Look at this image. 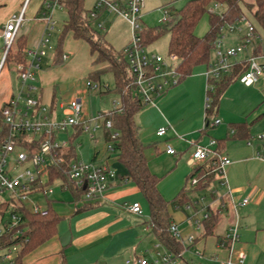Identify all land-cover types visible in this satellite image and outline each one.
I'll list each match as a JSON object with an SVG mask.
<instances>
[{
    "label": "crops",
    "instance_id": "crops-1",
    "mask_svg": "<svg viewBox=\"0 0 264 264\" xmlns=\"http://www.w3.org/2000/svg\"><path fill=\"white\" fill-rule=\"evenodd\" d=\"M24 6L25 19L19 35L26 39V50L38 47L42 38L51 35L60 22L58 32H63L68 14L60 4L47 9L44 0H0V34L10 17ZM49 13L50 26L46 20ZM112 17L110 13H99L98 24H102L103 30H112L124 20L115 17L112 22ZM195 33L204 35L196 29ZM128 40L129 30L122 48ZM239 41L240 34L233 32L227 45ZM260 45L264 47L263 38ZM61 50L63 57L59 62L56 61L58 45L43 66L44 56L41 57L32 91L51 119L66 117L67 105L73 98L82 100L83 114L89 117L90 108L92 112L95 110L92 93L97 95L98 114L119 106V96L109 102L103 96L112 92L108 82H103L101 77L90 79L91 72L107 65L94 62L95 55L85 40L75 38L68 31ZM251 55L249 47L238 59L246 60ZM213 57L212 51L210 60ZM206 69L207 64L196 66L189 76L155 97L152 103H146L135 115L139 137L146 145L149 168L159 177L161 195L172 201L184 190V202H172L168 206L172 223L179 231L175 237L183 250L174 255L161 244L150 222L146 197L134 182L123 177L127 170L118 152L108 148L104 137L103 142L95 144L92 156V161L105 164L115 172L103 197L96 201L75 200L71 190L63 189L58 181L51 182L53 192L42 195L45 207H51L60 217L56 232L26 253L20 264H138L137 259L144 257L151 262L158 253L174 255L172 262L161 264H225L230 257L232 264H264V71L250 86L239 80L230 83L216 111L207 115ZM87 80L99 83V89H87ZM21 85L15 64L10 63L0 72V107L19 92ZM216 119L220 123L213 125ZM242 124L246 127L240 129V135L238 131L234 134V127ZM162 126L167 127V133L159 136L157 130ZM76 130V126L71 128L68 136ZM211 140L216 141L213 148L231 159V163L197 187L188 176L204 162H194L192 153L196 144L208 145ZM167 144L174 147L176 154L166 151ZM244 198L249 202L242 205ZM135 202L140 203L141 214L126 208ZM206 215L214 219L211 229L206 224ZM235 224L239 239L231 253L222 240ZM239 251L245 253L243 263L237 261Z\"/></svg>",
    "mask_w": 264,
    "mask_h": 264
},
{
    "label": "built area",
    "instance_id": "built-area-1",
    "mask_svg": "<svg viewBox=\"0 0 264 264\" xmlns=\"http://www.w3.org/2000/svg\"><path fill=\"white\" fill-rule=\"evenodd\" d=\"M146 0H97L89 15L93 19L99 17V13H116L126 19L132 28V41L130 45L124 48L128 69L134 78L136 91L143 102L152 103L154 98L163 94L168 88L175 85L179 81L176 73L177 58L171 55L173 65L169 66L161 55L148 52L141 36L143 29L141 9ZM59 5L58 0L45 2L47 9L54 8ZM222 3L213 1L207 8L211 14L223 15V11H219ZM25 6L18 14H14L5 23L0 34V72L7 66V55L13 47L17 34L25 19ZM165 16L162 23L170 22L171 15L168 7H163ZM48 25L52 24L51 14L46 15ZM245 22V26L240 24ZM99 28H103L102 24H98ZM53 27V26H52ZM227 28L231 32L240 34V41L234 45H226L222 34ZM244 29V31L242 30ZM262 33L256 25L252 23L246 14H242L232 23H227L220 28L218 37L213 42L212 51L214 57L207 63L206 78L208 92L213 89V82L219 81L226 74L230 73L233 67L243 60H239L238 56L248 49L252 48V55L246 59L248 68L238 78L244 85L250 86L256 83L264 71V47L260 45ZM49 45V35L42 38L40 44L36 48L26 50V62H18L15 64L16 71L21 80V89L13 95L6 103L2 105V115L5 123L9 126V134L3 140L0 148V204L10 202V206L15 205L26 206L34 213L46 214L47 208L43 207L38 201L32 197L35 193H41L47 196L53 192L50 181V167L64 163V156L59 153V149L68 146V141H58L56 133L69 132L75 126H81L83 131L89 132L90 136L95 139V131L99 127L111 130V141L108 142V148L113 150V141L118 137V132L113 129L111 120H104L101 113L97 117H87L83 114V102L80 98H73L67 105L68 115L61 120L51 119L46 107L42 106L37 98L32 94L34 83L37 80V70L41 57L46 55V48ZM260 47V50H259ZM86 88L91 90L99 89L100 84L91 80L86 81ZM210 96L207 94V107L210 106ZM100 120L101 123H100ZM220 123V119H216L213 125ZM209 124V123H207ZM167 133V127L162 126L157 130V135L164 136ZM28 137L26 139L27 146L19 143L21 136ZM35 140L37 147H30V143ZM25 141V139H24ZM21 141V142H24ZM215 140H211L208 145L196 144L192 153L194 162H206L210 157H217V171L223 172L225 166L231 163V159L222 156L213 146ZM166 151L170 154H176V150L170 144L166 145ZM33 166L34 170L30 168ZM69 177L75 186L82 191V199L84 201H96L103 197L105 191L109 187V183L115 177V172L105 164L84 163L75 159L71 162L69 168ZM60 183L63 189L70 190L69 186L61 179H55ZM197 178L191 179L192 185H196ZM249 202L248 198H244L241 202L245 205ZM126 208L136 214H141L142 209L140 203L135 202L127 204ZM206 215L205 217H207ZM1 221V219H0ZM20 221V217L11 214L8 227L16 226ZM174 236L179 235L178 228L172 223L170 227ZM5 233V227L0 224V263L13 264L17 253L22 245L21 243H13L3 245L2 236ZM19 235L22 230H18ZM239 239L238 224L229 228L228 233L222 240L223 245H228L231 253L234 252V244ZM25 242V240L23 241ZM174 255L171 253H158V257L153 261L141 257L137 259L138 264H161L172 262ZM245 253L239 251L237 253V261L243 263ZM127 260V263H131ZM230 257L225 264H232Z\"/></svg>",
    "mask_w": 264,
    "mask_h": 264
},
{
    "label": "trees",
    "instance_id": "trees-1",
    "mask_svg": "<svg viewBox=\"0 0 264 264\" xmlns=\"http://www.w3.org/2000/svg\"><path fill=\"white\" fill-rule=\"evenodd\" d=\"M54 1V0H44ZM218 1L225 5L223 15L211 14L207 11L209 4ZM244 0H185V4L178 10L171 8V4L166 7L170 10L171 20L166 24L155 27H143L141 36L145 45L157 39L164 32H168V49L171 55L176 56V73L179 80L189 76L196 66L207 64L210 61L213 42L220 33V28L227 23H232L242 14H245L241 3ZM59 4L67 9L68 19L64 24L63 32L58 42V53L56 61L63 57L61 45L64 34L68 31L73 32L77 39L85 40L92 54L95 55L96 64L108 63L104 68H99L91 72L90 79L97 80L103 74L111 72L114 77V88L111 90L119 96V106L101 113L104 120H111L113 129L118 132V137L113 141V148L118 152L119 160L125 166L127 172L124 178L134 182L146 197L150 209V222L159 241L168 251L174 255L183 250L182 243L173 235L170 230L172 218L168 212V206L172 202H184L185 193L182 190L172 201L166 200L158 189L159 177L154 174L148 165L145 156L146 145L139 137L138 126L135 122V115L146 104L136 91V84L133 76L129 72L126 55L123 50L117 51L104 35L99 34L91 25L89 12L84 8V0H58ZM248 9L252 13L255 25L264 34V0H253L247 3ZM205 13H208L209 29L199 36L195 29ZM26 39L17 34L13 47L7 55V62L18 63L26 62ZM260 50V47H259ZM248 68V62L243 60L236 64L230 73L226 74L219 81L213 82V89L208 92L210 96V106L207 108V115L216 111L219 106L220 97L230 83L238 80L239 76ZM2 106L0 107V148L3 140L9 134V126L4 121L2 115ZM246 127L244 124L234 127V134L240 129ZM77 131L70 135L68 146L59 149V153L64 156V163L52 165L50 167V183L55 179H61L67 184L73 192L75 200L82 199V191L79 190L69 177V168L72 161L77 159L76 146L74 138L78 132L82 131L81 126H76ZM245 130V129H243ZM246 133V131L244 132ZM246 136V135H245ZM104 137L111 141V130L104 128ZM21 136L19 143L27 146L26 139ZM25 139V141H24ZM24 141V142H21ZM37 147V142L33 140L30 147ZM218 166L217 157H212L203 164H199L188 176V180L197 178V187L203 185L205 180L213 179ZM10 202L0 204V224L5 227V233L2 236V244L10 245L21 243L13 264H20L22 257L51 238L57 228L59 215L51 208H47L46 214L34 213L26 206H10ZM11 214L20 217L19 223L14 227H8ZM8 216V217H7ZM209 229L212 228L214 219L205 218ZM18 230H22L19 235ZM25 240V242H23ZM1 264V263H0Z\"/></svg>",
    "mask_w": 264,
    "mask_h": 264
},
{
    "label": "rangeland",
    "instance_id": "rangeland-1",
    "mask_svg": "<svg viewBox=\"0 0 264 264\" xmlns=\"http://www.w3.org/2000/svg\"><path fill=\"white\" fill-rule=\"evenodd\" d=\"M96 1L97 0H84L85 10L87 12L92 11V9L94 8V6L96 4ZM109 1H111V0H109ZM252 1L253 0H244L241 3V5H242L243 10H244L246 16L248 17V19L252 23L255 24L254 19L252 17V13L247 7V3L252 2ZM166 4H171L172 8H174L175 10H178L185 4V0H146L144 6L141 9V18H142L143 27H155V26H159V25L163 24L162 18L165 16V10H164L163 6ZM224 9H225V5L222 4L219 11H223ZM111 15L113 16L112 22H113V20H115L113 18H115V17L121 18L122 17L116 13H113V14L110 13V16ZM121 19L123 20L124 18L122 17ZM61 23L62 22H60L57 25L56 30L52 31L51 35H49V45L46 48V56H44V59L41 62L42 66L44 65L45 59H48L49 57H51V53H53V51H55V49L57 48L59 38L61 35V33L58 32V28H59V26H61ZM244 24H245V22H242L240 24V26L244 27L245 26ZM91 25L99 34L104 35L106 41L109 42L117 51L124 50V48L127 45H130V43L132 41V28H131L130 23L126 19H124L123 22H118L117 24H115V26H114V28H112V30L107 29V31L103 30V28H99L98 19H92ZM207 28H208V13H205L197 25L196 31L200 32V34H205L207 32L206 31ZM128 30H129L128 44L124 48H122L121 44L124 42ZM242 30L244 31V29H242ZM222 34L224 35V37H223L224 43L227 45V42H229V39L232 37L233 32H231L229 29L225 28L223 30ZM169 37H170L169 33L164 32L157 39H155L154 41L147 44L145 46V49L148 52H152V53L161 55L164 58V60L168 63V65L172 66L173 60L171 59V55H170L169 49H168ZM262 38H263V42H264V34L263 33H262ZM106 65H108V63H106ZM101 79L103 80V82H106V83L108 82L110 84L111 90L114 88L115 82H114L113 74L111 72H107V73L103 74L101 76ZM90 95L94 96V102L92 100V108H95V110H94V112H92L91 108H90L89 114H91V115L89 117H97V115H98V112L96 109L97 95L94 93H92ZM103 96L107 97L106 98L107 102H109V100L112 101V100L118 99V95L113 91L110 93H107V94H103ZM94 105H95V107H94ZM101 121L102 120H100V123H101ZM103 133H104V128L99 127L95 131V135H96L97 139H93L90 136L89 132H86L83 130L78 132V134L74 138V145L76 146L77 159L79 161L84 162V163H93V162L97 163L96 161H92V156L94 153L95 144H97L98 142L104 141V134ZM56 137H57L58 141H60V142L61 141H68L69 142V136H68L67 132L56 133ZM30 168L32 170H34L33 166H30ZM31 198L38 201L43 207L46 206L45 197L41 193H35L32 195Z\"/></svg>",
    "mask_w": 264,
    "mask_h": 264
}]
</instances>
